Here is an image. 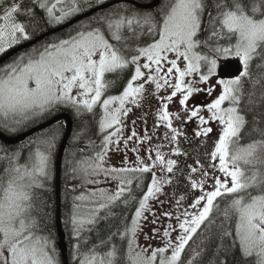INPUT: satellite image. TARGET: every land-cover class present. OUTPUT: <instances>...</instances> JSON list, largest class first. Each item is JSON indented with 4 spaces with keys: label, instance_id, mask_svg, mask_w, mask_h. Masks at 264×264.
<instances>
[{
    "label": "snow or ice",
    "instance_id": "6c2138e0",
    "mask_svg": "<svg viewBox=\"0 0 264 264\" xmlns=\"http://www.w3.org/2000/svg\"><path fill=\"white\" fill-rule=\"evenodd\" d=\"M104 2L97 0V3ZM91 6V0H32L31 6L22 9L19 0H10L3 14H0V55L32 38L25 24L18 21V15L34 17L35 7H39L46 13L47 22L55 25L64 23ZM205 15L206 28L202 27L205 25ZM144 26H147L146 31H138ZM202 31L207 33L203 40L199 38ZM126 33L133 35L129 37ZM145 35L152 36L150 42L145 41L136 47L128 45L129 39L135 40ZM233 38L234 45L218 43ZM213 40L217 43L209 47V42ZM201 46L209 47L214 55L196 51ZM229 56L239 58L243 71L231 79L220 78L217 75L218 60ZM257 58L264 61V0H171L162 9L160 19L151 13L129 14L127 9H114L96 18L95 26L92 23L81 25L68 38L18 54L0 68V117H3L5 128L9 127V119L14 124H21L43 116L60 105L74 108L77 115L81 114V109L92 112L96 105L102 107L99 127L101 132L106 133L102 146L94 158L78 161L73 171H79L86 177L104 173L118 181V190L106 193L101 189L103 202L96 203V207L84 216L73 215V231L77 241L85 225L95 223L94 217L100 209L119 200L126 190L130 191L133 180L143 183L142 175L132 177L122 174L152 173L150 185L134 211L131 226L126 225L121 235L122 239L130 237L126 256L118 255L119 250L115 245L104 253L97 252L96 247L99 246H96L79 256L78 264H121V261L123 264H193L192 260H182V254L213 212L217 199L225 195L232 196L228 208L224 210L225 217L229 216L230 209L237 217V223L236 239L232 245L223 247L222 264H228L227 256L237 240L245 258L255 257L252 264H264V128L255 126L254 121L252 131L258 133L260 138L246 146L233 147L238 144L240 133L247 123L239 108L244 95L242 78H250V64ZM257 67L264 70V63ZM128 69H131V74L122 93L102 99L105 92L119 80L120 74ZM110 73L116 74L115 80L106 79ZM190 77L192 79L186 80ZM213 77L216 78L213 80ZM217 88L221 90L210 103H189L195 93L212 96ZM169 89L168 94H160L162 90L167 92ZM177 94L180 111L170 112L169 105ZM153 100L158 102L155 113L145 115L154 116V132L161 125L167 129L163 139L169 145L177 143L178 137L183 135L181 128L173 125L174 120L183 123L184 120L196 118L199 123V130L195 133L197 137H208L213 132V128L207 126L210 122H217L221 126L214 150L209 152V166L215 168L218 159V172L223 174V178L210 173L199 160L196 161L199 169L191 167V172L199 170L200 177L194 179L189 176L188 179L189 187L199 190L200 195L194 196L178 215L169 211L162 213L174 222L168 223L162 232L166 238L164 246L151 249L149 255L148 248L136 244L137 232L142 231V221L148 219L144 213L151 211L149 200L158 199L159 195L164 194V185L172 182L167 176L157 177L153 169L173 173L177 160L166 159L165 153L159 150L162 145H157L155 158L151 148L146 150V158L140 156L136 145L151 141L152 136L147 129L143 135H139L135 129L136 120H133L130 135L125 139L122 117H127L133 111L132 107L126 105L142 108L144 101L151 104ZM225 102H228V107H224ZM249 103H255L251 96ZM121 140L125 150L129 141H134L130 150L137 153L136 165L105 167L108 152L113 146L120 151ZM55 141V133L36 141V150L26 165L16 163L19 153L8 155L5 152L2 158L7 160V166L0 169L3 172L0 176V264H58L54 243L49 237L37 234L39 224L30 211L32 189L42 187V180L49 176ZM182 154L179 146L170 148V155ZM124 160L127 161V151ZM209 179L211 184L206 190ZM185 198L184 195L178 199L173 197L178 211ZM159 203L164 204L165 201L160 200ZM151 215V224H157L156 213L152 212ZM153 231L158 232L159 229ZM173 232L177 233L175 237L172 236ZM223 236H232V233L225 230ZM104 243L102 241L100 246ZM79 247L77 244V250ZM195 256H199V253H195Z\"/></svg>",
    "mask_w": 264,
    "mask_h": 264
},
{
    "label": "trees",
    "instance_id": "16d2710c",
    "mask_svg": "<svg viewBox=\"0 0 264 264\" xmlns=\"http://www.w3.org/2000/svg\"><path fill=\"white\" fill-rule=\"evenodd\" d=\"M137 3L149 5L155 0H134ZM21 8L24 9L32 5V0H19ZM112 2V1H110ZM171 2V0H162L160 6L152 11L139 10L136 7L128 4H122L114 6L105 11H101L94 16L88 18L87 20L78 23L67 31L59 33L57 35L51 36L45 41L38 44L35 48H39L42 44L58 41L59 39L68 38L69 34H74V30L78 29L81 25L92 23L93 26L96 25V18L104 15L105 13H111L114 9H127L129 14L131 12H139L141 14L151 13L157 19L162 16V9L166 7ZM10 3V0H3L0 3V14H3V9ZM109 3V2H108ZM105 5V4H104ZM98 3L92 5L89 8H85L81 12V16L92 12L93 10L101 7ZM80 17V16H78ZM76 17V18H78ZM74 18V19H76ZM72 19L71 21H73ZM18 21L23 22L26 29L31 35V39L27 41H22L21 43L15 45L8 51H12L24 44L33 42L34 40L52 32L58 28H51L50 24L47 22L46 13L39 7H35V15H18ZM207 15H205V25H206ZM147 26L144 29H138V31H146ZM206 31H204L203 38L206 37ZM129 37H132V33H126ZM154 36L155 33L153 32ZM152 36L145 35L140 36L138 39H129L128 45L131 47H136L143 45L145 41H151ZM228 41V40H223ZM113 44H117L116 41H111ZM212 42V43H211ZM215 40L210 41L209 45H214ZM224 44V42H222ZM119 46V45H118ZM33 49V48H32ZM29 49L25 52H29ZM7 51V52H8ZM206 54L210 53L209 49H205ZM6 52V53H7ZM23 52V53H25ZM5 53V54H6ZM21 53V54H23ZM4 55V54H3ZM2 55V56H3ZM0 56V58L2 57ZM17 57V56H16ZM15 57V58H16ZM14 59V58H13ZM12 59V60H13ZM11 60V61H12ZM9 61L8 63H10ZM264 63L259 58L254 59L249 68L250 78H242V89L243 97L239 105L240 112L245 116L247 123L245 124L243 130L240 133V139L238 141V146H246L249 142L259 139V135L253 132L252 129L255 126L264 128V70L257 67L258 64ZM6 65V64H5ZM3 67V66H2ZM0 67V68H2ZM131 69L125 70L120 74L119 79H125V82L130 78ZM107 80L116 79V74H109L106 76ZM119 81V80H118ZM126 85V84H125ZM123 85V86H125ZM117 87V85H114ZM122 90V89H121ZM116 93V92H115ZM109 95H113L111 88L108 92ZM255 101V103H249V97ZM71 118L73 121V132L71 138L68 142L64 160H63V173H62V224L63 230L66 234V240L68 245L70 264H78L79 256L87 254L89 250L96 247V251L99 253H104L111 250V246L115 245L119 250L118 255L121 257L126 256L127 253V243L129 238H121L124 232L125 226H131V220L134 215L135 209L138 207V202L142 198L143 194L146 192L149 186V175H143V183L140 184L138 181L135 186L128 191L124 198L118 202L111 205L109 208L104 209L98 214L95 223L88 226L80 233V239L77 241L76 236L73 231V223L70 221L71 212L74 209L75 198L78 196L79 190L82 188L81 173L79 171L74 172L73 168L77 165L80 160H88L93 158L96 153L100 150L103 142V136L105 133L101 132L99 127V121L101 118V113L99 109L93 110L92 112H87L81 110V114L77 115L74 109H71ZM60 110L57 108L53 111L47 113L43 120L36 123L34 127L22 130L19 135H22L36 127L48 123L49 121L55 119L56 117L62 115ZM65 114V113H63ZM69 115V114H68ZM65 120L56 123L50 129L35 135L34 137L28 139L26 142L15 146L8 147L0 142V169L7 166V160L2 159L5 152L8 155L13 153H19V159L16 161L17 164L25 165L27 160L36 150V141L39 139L49 136L52 133L56 134L55 147L51 152V162L49 166V176L42 180V187H35L32 189V207L31 216L36 219L39 224L38 235L47 236L54 243L56 251L55 257L58 264L61 262V254L59 251L58 243V229H57V189H56V162L63 139L66 134L67 127L64 125ZM0 132L7 137H15L12 135V131L4 126L0 125ZM3 172L0 171V176ZM232 196H222L216 201V207H214L208 220L203 224L199 231L195 234L192 240L189 242L184 253L182 254V260H192L193 264H222L224 256L222 254L223 247L232 245L235 237V227L237 223V217L229 209V216L226 218L224 210L228 208L229 202ZM228 231L232 233V236L224 237L223 232ZM105 242L103 246L101 242ZM79 244V250H77L76 245ZM195 253H199V256H195ZM195 256V258H194ZM255 258H245L238 246V240L236 246L232 247L231 252L227 256L228 264H252ZM123 264V261H121Z\"/></svg>",
    "mask_w": 264,
    "mask_h": 264
},
{
    "label": "rangeland",
    "instance_id": "374dc122",
    "mask_svg": "<svg viewBox=\"0 0 264 264\" xmlns=\"http://www.w3.org/2000/svg\"><path fill=\"white\" fill-rule=\"evenodd\" d=\"M110 1H115V0H105L104 3H98V4L104 5ZM168 2H169V0H168ZM96 3H97V0H91L92 5H94ZM78 16H81V13L72 16L71 18L66 20L64 23L55 24V25L50 24V27L51 28H60L64 25L70 23L72 19H74ZM74 32H75V30H74ZM202 34H203V31L199 34V38L201 40L204 39ZM111 41L112 40H110V42ZM222 42H224V44ZM216 43H217V41H216ZM218 43L220 45H224V46H227L228 44L234 45L235 44V38H233V40L227 41V42L220 40V41H218ZM211 46H213V45H209V47H211ZM209 47L201 46L200 48L196 49V51L202 52L203 54H206L205 49H209ZM210 55H214V54H210ZM0 56H2V55H0ZM170 58H171V54H170ZM228 62L238 63L240 65L241 72L243 71V64L241 63V61L239 60L238 57H235V56H229L227 58L221 57L218 60V71H217V75L220 78H223L222 77V70H223L224 65ZM181 66H183L182 63H181ZM202 70H203V68H202ZM241 72H240V74H241ZM107 75H109V74H107ZM215 78L216 77H213L212 79L214 80ZM188 79H192V78L191 77L186 78V80H188ZM227 79H231V78H227ZM125 84H126L125 79H119V81L117 80L115 85H117L118 87L114 91V93L120 92V90L123 89V85H125ZM201 87H203V85H201ZM110 88H112V86ZM110 88L105 92L104 98H106L108 96V92H109ZM220 90H221L220 88H217L216 92H214L212 94V96H208L206 93H195L193 95V97L191 98V100L189 101V103L190 104H196V105H206L207 103H210L213 99L216 98V96L220 92ZM170 91H171L170 89L167 92L163 91V94H168V92H170ZM178 99H179V94H177V97L173 98V102L169 105V111L170 112L180 111V106L178 105ZM156 104H158L157 101H156ZM63 106L74 109L68 105H63ZM117 106L118 105H113V107H117ZM126 106L132 107L133 111L131 113H129L127 117H122L123 122H124L123 137L126 139L127 136L130 135L131 129L133 127V125H132L133 120H136L135 129L139 135H143L144 130L147 129L148 134L150 136H152L151 141H146L142 145H139V144L136 145V147L139 148L140 156L146 158V156H147L146 150L151 148L152 149L151 154H152L153 158H155V150H156L157 145H162V147H160L159 150L161 152L165 153L166 159L172 158V159L177 160V165L174 168L173 173H161L158 169H153V171L156 172L157 177L167 176L168 178L171 179L172 182L170 184L164 185V188H163L164 194L159 195L158 199H150L149 200V207H150L151 211H145L144 215L147 216L148 219L142 221V225H143L142 231L137 232L136 244L139 245L140 247L148 248L149 249L148 254L150 255L151 249L164 246L166 238H164L162 236V232H163L164 228H166L168 223L174 222V221H169L167 217H164L162 215V213L164 211H169V212H173L174 214L178 215L179 212L183 211V207L187 206L191 202V200L194 196L200 195L199 190H192L189 187V179H188L189 176H191L194 179L200 177V171L199 170L196 173L191 172V167H197L199 169V165L196 164V161L199 160L201 162V164H203L204 167L210 173H215L217 175H220L221 178H223V174L218 172V164H219L218 159H217V161H215V164H216L215 168L209 166L210 165L209 152L214 150V142L218 139L219 134H221V126H219L217 122H210V124L207 126H211L213 128V132L210 133L208 137H203V136L197 137L195 133H196V131L199 130V123H198V120L196 118H192L191 120H184L183 123H181V121H180V125H182L185 128V132L183 133V135L186 136V140L183 139L182 138L183 135H181L180 137H178L177 143L169 145V142L167 140L163 139L164 132L167 131V129H165L161 125L158 129H156L157 131L155 130V132H154L153 128H152L153 126L151 127V125L149 123V119H148V122L145 123V121H144V118H145L144 115L145 114L141 113V111L139 110L140 108H136L132 105H126ZM228 106H229L228 102H225L224 107H228ZM96 109H99V111L102 115L103 110L99 104L93 108V110H96ZM81 110H83V109H81ZM74 111L76 112L75 109H74ZM134 113H137V114H135L136 116L134 115ZM46 114L47 113H45L43 116H40V117H37L34 119H30V120H26L21 124H14L12 122V119H9L8 129H10L12 131L11 133L13 136H18L22 130L30 129V128L34 127V125L36 123L43 120ZM203 114L206 115V113H203ZM181 115H184V114L181 113ZM152 117L154 119V116H152ZM2 121H3V117H0V125L4 126ZM177 122H179V121H176V120L173 121V125L175 127H177V125H176ZM108 131H111V129H109ZM113 139H115V137H113ZM133 144H134V141H129L128 149L125 150L123 147V140H121L120 151H117L115 149V147L113 146L112 149L107 154L104 166L107 168L135 166L137 153L130 150L133 147ZM177 146H179V148L181 149L183 154L179 155V156L170 155V148L174 149ZM233 147L235 148V147H240V146H238L237 144H234ZM241 147H243V146H241ZM125 151H127V161L126 162L124 160ZM29 163H30V160H27L25 162V165L29 164ZM122 175H128V176H132V177L141 176V175L142 176L143 175H149L150 180H151L152 173L151 172L144 173V174L128 173V174H122ZM80 178L82 179V183H81L82 188L79 190L78 196L75 198L74 209H72L73 211L71 212V214H73V215L75 214L78 217L84 216L88 212H90L92 210V208L96 207V203L103 202L101 200V196H102L101 191H100L101 189L105 190L106 193H111L112 191L118 190V181L112 179L110 176H105L104 173H100V175H97V176H88V177L83 176L81 174ZM89 180H95L98 182L97 183H89L88 182ZM150 180H149V185H150ZM135 181L137 183V180H133V183H132L134 186H135ZM210 184H211V179L208 180V185H206V190H207L208 186H210ZM130 187L133 188L132 186H130ZM125 192H127V190ZM94 193H95V196H93ZM181 195H184L186 198L184 201L181 202L182 207L178 211L176 208L175 199H173V197L178 199L179 196H181ZM78 197H83V199H78ZM123 197H124V195L121 196V198H123ZM160 200L165 201V203L160 204L159 203ZM118 201L112 202L111 204H109L108 207L100 209L99 212L94 217V219L95 220L97 219L98 214H100L101 211L109 208L111 205H113L114 203H116ZM77 206H79V207H77ZM189 211H192V209L189 208ZM152 212H155L156 216L158 218V223L155 225L151 224V220L153 218L151 215ZM73 215H71V217H70L71 223H72ZM207 220H205L204 223ZM203 224L200 226V228L203 226ZM88 226H90V225H85L86 228ZM153 229H159V231L154 232ZM199 229H198V231H199ZM177 231H179V230L177 229ZM176 234H177L176 232H173L172 236L175 237ZM128 238L130 239V237H128ZM253 258H255V257H253ZM76 259H78V258H76Z\"/></svg>",
    "mask_w": 264,
    "mask_h": 264
},
{
    "label": "water",
    "instance_id": "95a60500",
    "mask_svg": "<svg viewBox=\"0 0 264 264\" xmlns=\"http://www.w3.org/2000/svg\"><path fill=\"white\" fill-rule=\"evenodd\" d=\"M161 0H155L153 3L149 5L140 4L137 3L134 0H115L110 3H107L101 7H98L97 9L93 10L92 12L85 14L83 16H80L70 23L47 33L46 35H43L42 37H39L38 39L34 40L33 42L24 44L18 48L13 49L12 51L8 52L4 56L0 58V67L7 64L9 61H11L13 58H15L18 54H21L29 49H32L36 47L41 42L45 41L46 39L50 38L51 36L57 35L59 33H62L64 31L69 30L73 26L77 25L80 22H83L87 20L88 18L94 16L95 14L105 11L107 9H110L114 6L122 5V4H128L136 7L139 10H145V11H152L155 10L160 6ZM240 65L235 62H228L224 65L222 74L224 78H233L240 75ZM65 120L66 121V134L63 139L60 152L58 154L57 162H56V174H55V181H56V189H57V206H58V214H57V229H58V238H59V251L61 254V262L62 264H70L69 259V252H68V245L66 240V234L63 230V224H62V173H63V160L65 151L68 145V142L71 138L72 132H73V121L70 115L68 114H62L55 119L49 121L46 124H43L39 127H36L22 135H18L15 137H7L6 135L2 134L0 132V142H2L5 146L8 147H15L18 146L24 142H26L29 138L34 137L35 135L49 129L53 125H55L58 122H61Z\"/></svg>",
    "mask_w": 264,
    "mask_h": 264
},
{
    "label": "flooded vegetation",
    "instance_id": "af4514ba",
    "mask_svg": "<svg viewBox=\"0 0 264 264\" xmlns=\"http://www.w3.org/2000/svg\"><path fill=\"white\" fill-rule=\"evenodd\" d=\"M221 74V73H220ZM223 77V76H222ZM224 78V77H223ZM224 79H227V78H224ZM118 87V86H117ZM117 87L116 86H112V89L115 91L116 89H117ZM122 93V90H120V92H118L116 95H119V94H121ZM161 95L163 94V91L160 93ZM163 95H166V94H163ZM102 99H104V97H102ZM143 107L142 108H140L139 110L141 111V113L143 114H146V113H155V111H156V108H157V106H158V104H156V101L155 100H153V102L151 103V104H149L147 101H144L143 102ZM57 109L58 110H60L61 112H63V113H65V114H69V115H71L70 113H69V111L71 112V110L69 109V107H65V106H63V105H61V106H59V107H57ZM63 113H61V114H63ZM135 114H137V113H134V115ZM136 116V115H135ZM145 116V118H144V121L146 120L147 122H148V119H149V123H150V125H151V127L153 126V122H154V119H153V115H151V114H148V115H144ZM64 123V125L65 126H67L66 125V121H64L63 122ZM176 125H177V127H179V128H181V131H182V133H184L185 132V128L182 126V125H180V121L179 122H177L176 123ZM153 128V127H152ZM50 129V128H49ZM48 130V129H47ZM154 131V130H153ZM157 131V130H156ZM183 139H185L186 140V136L185 135H183V137H182ZM131 186H133V184H131ZM130 189H131V187H130ZM112 192H114V191H112ZM128 193V190H127V192H125L123 195H124V197H125V195ZM123 197V198H124ZM122 199V198H121ZM121 199H119V200H121ZM118 201V200H117Z\"/></svg>",
    "mask_w": 264,
    "mask_h": 264
},
{
    "label": "bare ground",
    "instance_id": "6f19581e",
    "mask_svg": "<svg viewBox=\"0 0 264 264\" xmlns=\"http://www.w3.org/2000/svg\"><path fill=\"white\" fill-rule=\"evenodd\" d=\"M30 139V138H29Z\"/></svg>",
    "mask_w": 264,
    "mask_h": 264
}]
</instances>
